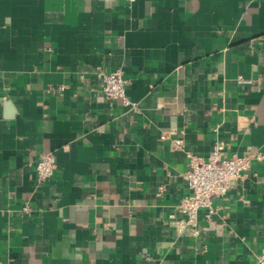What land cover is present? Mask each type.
<instances>
[{
    "label": "crops",
    "instance_id": "crops-1",
    "mask_svg": "<svg viewBox=\"0 0 264 264\" xmlns=\"http://www.w3.org/2000/svg\"><path fill=\"white\" fill-rule=\"evenodd\" d=\"M100 68L122 69L136 110ZM0 98V264L257 262L264 0H0ZM216 141L262 158L196 234L178 204L189 154ZM44 152L57 168L39 182Z\"/></svg>",
    "mask_w": 264,
    "mask_h": 264
},
{
    "label": "built area",
    "instance_id": "built-area-1",
    "mask_svg": "<svg viewBox=\"0 0 264 264\" xmlns=\"http://www.w3.org/2000/svg\"><path fill=\"white\" fill-rule=\"evenodd\" d=\"M97 77L108 99L129 106L131 109H137V102L132 101L126 93L127 80L121 68L111 71L100 68L97 71ZM238 79L245 82L243 76H239ZM172 147L182 148L183 140L173 138ZM225 151L226 143L216 141L206 158L189 154V168L186 177L191 192L184 196L178 204L179 209L186 215L185 219L178 221L179 226H190L197 234L199 210L207 208L208 216H210L213 212V199L226 194L233 182L244 175L253 159L262 158V153L253 148H248L242 154L228 155ZM56 168L55 154L53 152L42 153L35 165L38 181L43 182L52 177ZM24 209L28 211L29 207L25 206ZM255 264H264V249Z\"/></svg>",
    "mask_w": 264,
    "mask_h": 264
},
{
    "label": "water",
    "instance_id": "water-1",
    "mask_svg": "<svg viewBox=\"0 0 264 264\" xmlns=\"http://www.w3.org/2000/svg\"><path fill=\"white\" fill-rule=\"evenodd\" d=\"M3 98H0V100H2ZM7 101V100H6ZM9 103H6V105H8Z\"/></svg>",
    "mask_w": 264,
    "mask_h": 264
}]
</instances>
